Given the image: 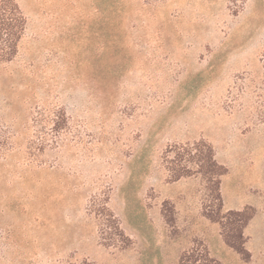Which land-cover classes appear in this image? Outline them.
I'll return each instance as SVG.
<instances>
[{
  "label": "rangeland",
  "instance_id": "1",
  "mask_svg": "<svg viewBox=\"0 0 264 264\" xmlns=\"http://www.w3.org/2000/svg\"><path fill=\"white\" fill-rule=\"evenodd\" d=\"M0 63V264H264V0H15ZM226 167L223 211L251 206L244 261L200 174L172 182L173 146Z\"/></svg>",
  "mask_w": 264,
  "mask_h": 264
},
{
  "label": "trees",
  "instance_id": "2",
  "mask_svg": "<svg viewBox=\"0 0 264 264\" xmlns=\"http://www.w3.org/2000/svg\"><path fill=\"white\" fill-rule=\"evenodd\" d=\"M26 18L15 0H0V63L11 61L18 53L19 43L26 29ZM163 162L172 182L194 174L202 175L210 185V193L216 209L204 208V215L220 226L221 237L227 247L242 260L249 261L251 255L245 248L244 229L255 215L251 206L239 210L223 211L220 193L221 177L227 173L225 166L214 158L210 144L198 141L193 144L168 148ZM178 264H221L207 250L192 248L182 253Z\"/></svg>",
  "mask_w": 264,
  "mask_h": 264
}]
</instances>
